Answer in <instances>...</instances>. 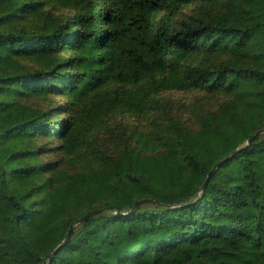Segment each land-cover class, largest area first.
Returning <instances> with one entry per match:
<instances>
[{
    "label": "trees",
    "instance_id": "trees-1",
    "mask_svg": "<svg viewBox=\"0 0 264 264\" xmlns=\"http://www.w3.org/2000/svg\"><path fill=\"white\" fill-rule=\"evenodd\" d=\"M262 128L264 0H0V264H264Z\"/></svg>",
    "mask_w": 264,
    "mask_h": 264
},
{
    "label": "rangeland",
    "instance_id": "rangeland-1",
    "mask_svg": "<svg viewBox=\"0 0 264 264\" xmlns=\"http://www.w3.org/2000/svg\"><path fill=\"white\" fill-rule=\"evenodd\" d=\"M202 92H172L165 95V99L173 103V107L192 112L194 107L204 108L212 106L216 108L222 100L219 96H204ZM210 102V103H209ZM201 106V107H200Z\"/></svg>",
    "mask_w": 264,
    "mask_h": 264
},
{
    "label": "water",
    "instance_id": "water-1",
    "mask_svg": "<svg viewBox=\"0 0 264 264\" xmlns=\"http://www.w3.org/2000/svg\"><path fill=\"white\" fill-rule=\"evenodd\" d=\"M263 133H264V128L258 130V131H257V132H256L251 138H249V139L246 141L245 146H246V145H249L254 139H256L260 134H263ZM238 151H239V149L235 150L231 155H229V156H227L226 158L222 159L221 161L217 162V163L212 167V169H211L210 172L208 173V175H207V177H206L204 183H203L202 186H201V190H202V191L206 188V186H207V184H208V182H209L211 176H212L213 173L216 171V169L219 168V167H220L225 161H227V160H229L230 158H232V157H233ZM146 200H149V199H143V200H138V201H136V202L134 203L133 208L131 209V212H134V211L136 210V208L139 206V204L142 203L143 201H146ZM99 211H100V209L90 210V211H88L84 216H82V217H80L79 219H77L76 221H74V222L71 224V226H70V228H69V230H68V232H67V234H66V237H65L64 240L61 242V244H60L59 246H57V248L53 251V253H56V252L58 251V249H59L62 245H65V244L68 242V240L70 239V237H71V235H72L73 228H74V226H75L76 224L83 222L84 220H86L87 218H89L91 215L96 214V213L99 212Z\"/></svg>",
    "mask_w": 264,
    "mask_h": 264
}]
</instances>
